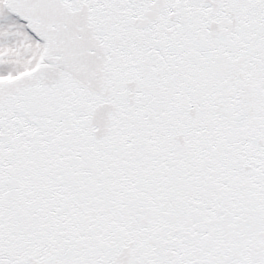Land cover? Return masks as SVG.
I'll return each mask as SVG.
<instances>
[{"label":"snow or ice","instance_id":"6c2138e0","mask_svg":"<svg viewBox=\"0 0 264 264\" xmlns=\"http://www.w3.org/2000/svg\"><path fill=\"white\" fill-rule=\"evenodd\" d=\"M0 264H264V0H0Z\"/></svg>","mask_w":264,"mask_h":264}]
</instances>
